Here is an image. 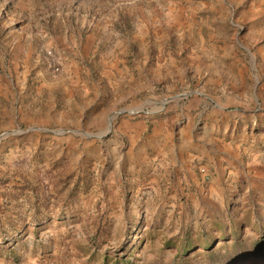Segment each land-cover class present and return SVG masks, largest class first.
Here are the masks:
<instances>
[{
	"label": "rangeland",
	"instance_id": "1",
	"mask_svg": "<svg viewBox=\"0 0 264 264\" xmlns=\"http://www.w3.org/2000/svg\"><path fill=\"white\" fill-rule=\"evenodd\" d=\"M0 264H264V0H0Z\"/></svg>",
	"mask_w": 264,
	"mask_h": 264
},
{
	"label": "built area",
	"instance_id": "2",
	"mask_svg": "<svg viewBox=\"0 0 264 264\" xmlns=\"http://www.w3.org/2000/svg\"><path fill=\"white\" fill-rule=\"evenodd\" d=\"M52 71H53V72L58 71V67H53V68H52ZM200 172H201V174H202L201 176H202L203 179H207V178H208V175L205 173L204 169H200Z\"/></svg>",
	"mask_w": 264,
	"mask_h": 264
},
{
	"label": "crops",
	"instance_id": "3",
	"mask_svg": "<svg viewBox=\"0 0 264 264\" xmlns=\"http://www.w3.org/2000/svg\"><path fill=\"white\" fill-rule=\"evenodd\" d=\"M177 136H179L180 139H182V131L181 130L178 132Z\"/></svg>",
	"mask_w": 264,
	"mask_h": 264
}]
</instances>
